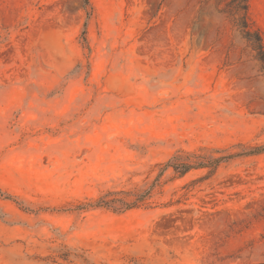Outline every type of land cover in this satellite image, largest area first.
Segmentation results:
<instances>
[{
    "label": "rangeland",
    "instance_id": "obj_1",
    "mask_svg": "<svg viewBox=\"0 0 264 264\" xmlns=\"http://www.w3.org/2000/svg\"><path fill=\"white\" fill-rule=\"evenodd\" d=\"M88 1L0 0V264H264V73L225 3Z\"/></svg>",
    "mask_w": 264,
    "mask_h": 264
},
{
    "label": "trees",
    "instance_id": "obj_2",
    "mask_svg": "<svg viewBox=\"0 0 264 264\" xmlns=\"http://www.w3.org/2000/svg\"><path fill=\"white\" fill-rule=\"evenodd\" d=\"M225 3L223 13L226 14L232 21V24L240 32L242 38L247 42L254 52L255 59L260 63L261 69L264 73V43L263 37L260 32L253 28L250 16L249 6L250 0H221ZM86 5H89V1L86 0ZM250 153H260L264 151V148H257ZM188 161L183 160L182 157H175L170 161L166 167H172L176 174H185L195 166L204 167L206 162L204 157L197 156L195 154L186 157ZM231 156H226L218 159H212L211 163L219 164L224 160L230 159ZM191 159L197 160V162L190 161ZM205 161V162H203ZM172 165V166H171ZM149 191H131V192H110L107 195L99 198L97 202L87 207L103 208L111 210L115 213H124L129 210L140 207L146 201Z\"/></svg>",
    "mask_w": 264,
    "mask_h": 264
}]
</instances>
